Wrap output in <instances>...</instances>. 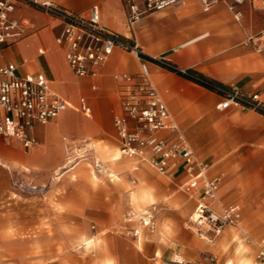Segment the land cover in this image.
<instances>
[{"label": "crops", "instance_id": "1", "mask_svg": "<svg viewBox=\"0 0 264 264\" xmlns=\"http://www.w3.org/2000/svg\"><path fill=\"white\" fill-rule=\"evenodd\" d=\"M39 1L52 2L78 13H87L94 4H98L103 25L124 37L136 38L146 56H162L180 69H195L229 88H238L245 93H259L264 100V40L255 39L264 31V10L254 7L251 0L240 3L223 0L209 9H205L200 0H186L182 4L143 15L134 24L132 31L126 29L127 0ZM14 16L28 18L33 27L19 40L0 44V65L14 63L19 75L44 73L52 93L69 106L47 125H36L33 133L39 144L32 148L24 147L18 139H7L0 135L1 187L4 173L14 170H21L25 175L43 182L62 163V144L68 148V138L64 136L68 127H72L77 134L86 133L97 137L98 129L90 127L89 117L93 116V104H110L114 111V125V117L121 111V90L135 81L141 68V57L138 54L116 48L110 59L100 67L97 76L79 77L70 69L65 49L56 41L60 31L57 19L35 6L23 3L17 5ZM249 37L254 39L250 40ZM149 67L150 78L166 102L172 121L184 134L196 159L207 166L206 176H222L217 197L210 201L211 207L221 212L227 206L238 205L243 214L240 201L247 203L249 198H264V158L245 161L228 155L247 144L256 150H264V115L237 106L220 110L218 106L223 100H220L217 93L175 71L156 64ZM124 75L133 77V80L121 77ZM82 98L91 106L90 114L81 109ZM71 110L82 112L85 117ZM5 115V110L0 106V118ZM116 134L120 151L121 140L117 131ZM161 134L174 136L169 129L163 130ZM201 134L203 149L219 151L211 160L219 159L217 169L220 171L214 175L213 172L217 170H212L214 164L201 159L197 154L199 146L195 135ZM121 156L135 160V170L141 167L146 174L149 172L147 167L155 170L141 159ZM121 156L117 153L113 160L117 161ZM245 162H251L255 167L246 170L236 168ZM168 173L170 178H178L181 189L195 200L194 213L204 179H198L192 184L180 164L173 166ZM245 189L248 192L244 195ZM232 197L235 198L234 202L227 201ZM134 199L138 201V196ZM138 205H141L140 201ZM130 213L132 211L128 215ZM248 213V208H245L244 214ZM126 220L130 222L129 218ZM257 224L261 225L254 228L264 229V222ZM145 228L140 227V234L135 238L140 250H143L141 244ZM217 236L208 239L199 237L212 242ZM220 244L223 245V241ZM260 263L264 264V260H260Z\"/></svg>", "mask_w": 264, "mask_h": 264}, {"label": "rangeland", "instance_id": "2", "mask_svg": "<svg viewBox=\"0 0 264 264\" xmlns=\"http://www.w3.org/2000/svg\"><path fill=\"white\" fill-rule=\"evenodd\" d=\"M251 3L264 10V0ZM211 91L224 99V93ZM70 112L85 117L82 112ZM113 114L110 104H93L90 127L98 129L97 137L77 134L68 127L64 134L68 148L62 144V163L43 182L21 170L4 173L0 186V264H207L212 259L221 264L245 260L261 264L257 243L264 238V229L254 226L264 222V198L240 201L243 214L237 225L227 226L212 242L201 239L191 224L195 200L181 189L179 179L147 166L148 174L141 167L135 170L137 162L121 156ZM195 138L198 156L213 163L212 170H216L219 159L211 160L219 151L203 149V134ZM117 153L121 157L116 161ZM228 157L245 161L264 158V150L247 144ZM95 160L102 167L97 168ZM253 167L251 162L236 166L238 170ZM247 192L245 189L243 194ZM151 206L156 207L155 228L144 229L140 250L129 231L136 225L143 227L140 215Z\"/></svg>", "mask_w": 264, "mask_h": 264}, {"label": "built area", "instance_id": "3", "mask_svg": "<svg viewBox=\"0 0 264 264\" xmlns=\"http://www.w3.org/2000/svg\"><path fill=\"white\" fill-rule=\"evenodd\" d=\"M185 1L127 0L126 29L132 31L134 24L147 13ZM200 1L205 9H209L223 0ZM235 1L240 3L243 0ZM19 3L35 6L58 20L60 31L56 41L65 49L67 64L79 77L97 76L100 67L110 59L116 48L135 52L141 57L140 71L134 78L135 81L121 90V111L114 117V125L121 140L120 154L141 159L161 174H167L175 165H183L192 184L198 179H204L195 212L191 216V224L200 237L212 238L219 235L225 227L237 225L241 220V208L238 205L227 206L221 212H216L211 207L210 201L217 197L222 176H206L207 166L196 159L184 134L172 121L166 102L150 78L149 66L156 64L193 82L197 76L190 69H180L162 56H146L136 38L124 37L107 28L102 23L98 4H94L87 13H78L52 2L0 0V44L19 40L33 27L28 18L14 16ZM249 39L253 40L254 37ZM255 39L264 40V31ZM121 77L133 80V77ZM214 90L225 94L218 106L220 110L237 106L264 115V100L259 93H245L238 88L223 89L217 86ZM0 106L6 113L4 118H0V135L7 139H18L24 147L32 148L39 144L33 133L36 125H47L58 118L69 105L52 93L44 73L19 75L17 66L11 63L0 65ZM81 109L85 113L92 112L84 98L81 99ZM165 129H169L174 136H163L161 132ZM95 166L102 167L99 160H95ZM155 210L156 207L152 206L141 213L140 226L151 230L155 228ZM129 233L137 238L140 230L130 229ZM257 258L264 260V238L258 241ZM207 264L221 263L212 259Z\"/></svg>", "mask_w": 264, "mask_h": 264}, {"label": "trees", "instance_id": "4", "mask_svg": "<svg viewBox=\"0 0 264 264\" xmlns=\"http://www.w3.org/2000/svg\"><path fill=\"white\" fill-rule=\"evenodd\" d=\"M143 57H145L143 55ZM191 73H194L197 76V79H193L196 83L210 89V90H214V88L217 87H221L223 89H229L228 86H226L225 84L214 80L210 77H207L206 75L196 71L195 69H190Z\"/></svg>", "mask_w": 264, "mask_h": 264}, {"label": "bare ground", "instance_id": "5", "mask_svg": "<svg viewBox=\"0 0 264 264\" xmlns=\"http://www.w3.org/2000/svg\"><path fill=\"white\" fill-rule=\"evenodd\" d=\"M180 258V257H179ZM178 261H181V258L178 260ZM183 262V261H182ZM240 264H250L249 261H241Z\"/></svg>", "mask_w": 264, "mask_h": 264}]
</instances>
